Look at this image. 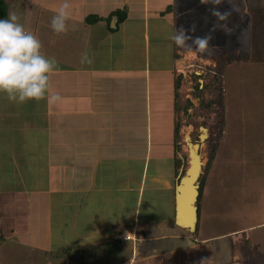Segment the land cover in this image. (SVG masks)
<instances>
[{
	"label": "crops",
	"instance_id": "1",
	"mask_svg": "<svg viewBox=\"0 0 264 264\" xmlns=\"http://www.w3.org/2000/svg\"><path fill=\"white\" fill-rule=\"evenodd\" d=\"M62 2L28 0L22 22L58 62L52 84L62 102L17 105L0 93V179L8 186L0 202L18 225L29 223L20 242L42 251L44 264H100L109 252L112 264H264L251 239L235 244L225 232L206 231L200 237L201 195L197 233L178 225L192 216L190 191L180 189L189 157L179 143L170 153L155 143L149 74L168 72L176 80L185 51L177 48L178 59L164 68L165 61L153 62L149 42L180 30L183 3L197 23L207 7L201 0H71L75 31L58 36L51 19ZM117 10L127 15L119 27L118 17L108 21ZM91 15L103 20L88 24ZM134 41L145 53L140 66ZM85 51L91 64L80 62ZM157 124L161 142L164 124ZM54 201L62 203L60 212Z\"/></svg>",
	"mask_w": 264,
	"mask_h": 264
},
{
	"label": "rangeland",
	"instance_id": "2",
	"mask_svg": "<svg viewBox=\"0 0 264 264\" xmlns=\"http://www.w3.org/2000/svg\"><path fill=\"white\" fill-rule=\"evenodd\" d=\"M27 1L8 0L10 12H16L21 23L28 14ZM233 2L235 11H232L227 0L217 8L212 4H204L207 7L204 9L206 14L203 20H197L200 23L192 22L189 19L192 10H186L184 3L181 5L184 16L189 17H182L180 30L183 29L194 38L210 36V47L215 49L213 54H199L191 40L188 44L193 51L178 48L169 40V30H166L164 39L157 41V38H153L149 42V55L153 62L158 59L163 65L165 61L167 64L164 68L172 65L173 60H169L174 59L177 48L185 51L175 74L177 78L182 77L178 99H175V80L170 73L149 74L151 118L155 143H159L163 153H170L175 142L172 130L176 108V122L181 125L178 143L183 150L181 156L186 160V135L193 143H199L200 128L209 130V138L201 149L207 164L202 176L205 177V186L201 199L200 237H204L206 231V235L211 237L225 232L229 238L226 241L235 244L251 239L255 247L261 246L259 257L264 261V0ZM213 8L221 13L232 11L227 21L231 34L222 28L213 30L218 23L217 17L211 13ZM151 32L158 37L153 30ZM138 43L141 44V41ZM138 43L134 41L130 44L133 46L131 52L134 64L140 66L145 53ZM135 90L138 92V86ZM136 105L134 107L137 109ZM159 121L164 124L161 142L158 140L159 134L155 132ZM215 149L212 164L208 165ZM170 157L166 158L165 163L171 164ZM5 175L9 176V173ZM2 182L0 179V189L3 190L8 186L7 182L5 185ZM54 202L57 208L61 207L60 201ZM2 205L0 202V228L2 241L6 238L7 244L0 245V264H44L42 251L30 249L20 242L24 240V235L20 233L25 231L29 223L23 225L19 221L21 225H18L16 216H8L7 209ZM58 210L60 212L62 209ZM59 212L55 214L58 218ZM57 221L58 228H61L64 217L60 216ZM59 245L54 246L57 248ZM55 252L59 253L57 249ZM92 252L97 255L101 251L96 249ZM103 258L100 264H112L110 252Z\"/></svg>",
	"mask_w": 264,
	"mask_h": 264
},
{
	"label": "clouds",
	"instance_id": "3",
	"mask_svg": "<svg viewBox=\"0 0 264 264\" xmlns=\"http://www.w3.org/2000/svg\"><path fill=\"white\" fill-rule=\"evenodd\" d=\"M225 0H201L208 5H222ZM235 11L233 0H227ZM221 13L215 8L211 9L218 23L215 28H222L231 34L227 23L231 12ZM51 19V28L58 36H66L70 31H75L73 21V9L70 0H63L54 10ZM193 31L195 29L193 28ZM169 39L178 47L186 51H193L188 41L196 45V52L201 55H210L215 52L210 47V36L192 37L181 29L170 35ZM43 44L32 32L26 30L20 22L16 12H9L6 19H0V93L6 94L7 99L17 105L30 101L37 103L46 101L48 105L62 102L63 97L54 90L52 77L59 71V65L55 58H48L42 51ZM82 64H91L92 58L85 51L81 53Z\"/></svg>",
	"mask_w": 264,
	"mask_h": 264
},
{
	"label": "water",
	"instance_id": "4",
	"mask_svg": "<svg viewBox=\"0 0 264 264\" xmlns=\"http://www.w3.org/2000/svg\"><path fill=\"white\" fill-rule=\"evenodd\" d=\"M200 130L202 132H209L208 129L201 127ZM204 133L201 134L200 137V142L199 143H194V147L197 148V152L195 154V158L192 156V151L189 150V169L185 175V178L182 179L181 181V186L188 188L187 190L191 192L190 200L188 202L189 207H191L192 210V216L191 220L189 222H178V225L181 228H185L189 230L192 233H195L197 230V225H198V202H199V197L201 195L200 189H201V184H202V176L204 175V167L207 164V158L206 156H201V149L204 146L205 140L209 138V133L206 135V138L203 139ZM187 138V135L185 139ZM191 139V138H190ZM198 147L200 149H198ZM197 161L198 166L196 169H193V162Z\"/></svg>",
	"mask_w": 264,
	"mask_h": 264
},
{
	"label": "trees",
	"instance_id": "5",
	"mask_svg": "<svg viewBox=\"0 0 264 264\" xmlns=\"http://www.w3.org/2000/svg\"><path fill=\"white\" fill-rule=\"evenodd\" d=\"M10 9H9V3H8V0H0V19H6L8 17V13H9ZM113 16H116L119 18V23H118V27H119V24L123 23L126 19H127V15H126V11L125 10H117L116 12H114L109 18H108V21L111 20V18ZM103 18L99 17V16H95V15H91L89 16L87 19H86V22L88 24H95V23H98L100 21H102ZM179 56L177 54H175V58L177 59ZM181 79L182 77L179 76L176 80H175V99H178L179 97V91H180V88H181ZM175 110V113H176V108H174ZM180 129H181V125L179 122H176L175 123V128H174V141H175V145L176 143H178V141L180 140ZM216 150L215 149L213 151V156L211 157L210 159V164H212V161L214 159V156H215V153H216ZM179 165V164H178ZM180 166V165H179ZM204 185H205V177L202 178V184H201V189H200V192H201V197H202V193H203V190H204ZM197 233V232H196ZM3 240V235L1 234L0 236V244H2V241Z\"/></svg>",
	"mask_w": 264,
	"mask_h": 264
},
{
	"label": "bare ground",
	"instance_id": "6",
	"mask_svg": "<svg viewBox=\"0 0 264 264\" xmlns=\"http://www.w3.org/2000/svg\"><path fill=\"white\" fill-rule=\"evenodd\" d=\"M204 132H201V134H203ZM208 133L207 132H205L204 133V136H203V139H205L206 138V135H207ZM185 143H186V147H187V150H188V157H189V150H191L192 151V156L195 158V154H196V152H197V148H195L194 147V143L191 141V139H190V137H189V135H187V138L185 139ZM198 149H200L199 147H198ZM202 156V155H201ZM198 166V163H197V161L195 160L194 162H193V169L195 170L196 169V167ZM190 196H191V192H190ZM190 212H191V209H190ZM189 212V213H190ZM188 213V215L189 216H191L190 214Z\"/></svg>",
	"mask_w": 264,
	"mask_h": 264
},
{
	"label": "flooded vegetation",
	"instance_id": "7",
	"mask_svg": "<svg viewBox=\"0 0 264 264\" xmlns=\"http://www.w3.org/2000/svg\"><path fill=\"white\" fill-rule=\"evenodd\" d=\"M201 137V136H200ZM200 142V141H199Z\"/></svg>",
	"mask_w": 264,
	"mask_h": 264
}]
</instances>
